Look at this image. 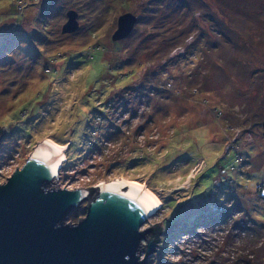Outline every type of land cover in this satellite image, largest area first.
<instances>
[{"label": "rangeland", "instance_id": "rangeland-1", "mask_svg": "<svg viewBox=\"0 0 264 264\" xmlns=\"http://www.w3.org/2000/svg\"><path fill=\"white\" fill-rule=\"evenodd\" d=\"M263 122L264 0H0V184L45 139L50 188L144 184L164 232L143 264H264Z\"/></svg>", "mask_w": 264, "mask_h": 264}, {"label": "water", "instance_id": "water-1", "mask_svg": "<svg viewBox=\"0 0 264 264\" xmlns=\"http://www.w3.org/2000/svg\"><path fill=\"white\" fill-rule=\"evenodd\" d=\"M136 23L132 13L121 15L112 40L127 37ZM77 29L76 11H68L62 33ZM262 130L264 138V122ZM3 132L0 127V137ZM59 165L36 146L0 184V264H143L142 240L147 239L149 253L158 242L159 225L143 228L156 211L126 188L107 183L94 189L50 188ZM86 200L85 217L64 223Z\"/></svg>", "mask_w": 264, "mask_h": 264}, {"label": "bare ground", "instance_id": "bare-ground-1", "mask_svg": "<svg viewBox=\"0 0 264 264\" xmlns=\"http://www.w3.org/2000/svg\"><path fill=\"white\" fill-rule=\"evenodd\" d=\"M37 147L51 154L56 160L60 162V165L62 161L65 160L64 152L66 151V147L59 145L52 139H45L42 143H39ZM106 186L120 189L126 188L129 192H132L143 199L152 208L153 211H157L161 206L160 201L156 197V195L152 191H150L144 184H141L139 182L127 180L124 178L117 179L111 183H107Z\"/></svg>", "mask_w": 264, "mask_h": 264}, {"label": "trees", "instance_id": "trees-1", "mask_svg": "<svg viewBox=\"0 0 264 264\" xmlns=\"http://www.w3.org/2000/svg\"><path fill=\"white\" fill-rule=\"evenodd\" d=\"M101 109H99L97 112L99 113V115H102V116H104V118L106 117V115H105V113L104 112H101L100 111ZM68 142V146H70L71 145V143H70V141H67ZM60 145H64V143H59ZM237 154H236V152H234L233 151V157H234V159H235V156H236ZM235 162L237 163V161H236V159H235ZM238 164V163H237ZM238 166V165H237ZM240 167V166H239ZM214 204V206H218V204H216V202H213ZM217 209H214L213 208V213L214 214H217ZM209 217H211V215H208ZM158 225V224H157ZM164 232V230H163V228L162 227H160L159 226V233H158V236H157V240H159L160 239V237H161V235H162V233ZM156 235V234H155ZM155 235H153L152 236V238H154L155 237Z\"/></svg>", "mask_w": 264, "mask_h": 264}, {"label": "built area", "instance_id": "built-area-1", "mask_svg": "<svg viewBox=\"0 0 264 264\" xmlns=\"http://www.w3.org/2000/svg\"><path fill=\"white\" fill-rule=\"evenodd\" d=\"M100 116H101L100 118L104 119V116H102V115H100Z\"/></svg>", "mask_w": 264, "mask_h": 264}]
</instances>
